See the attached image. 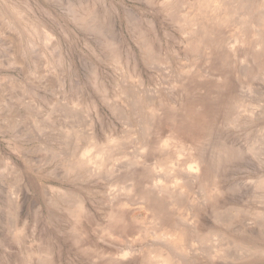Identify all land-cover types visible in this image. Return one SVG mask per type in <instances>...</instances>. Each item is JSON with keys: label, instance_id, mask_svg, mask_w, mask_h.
I'll use <instances>...</instances> for the list:
<instances>
[{"label": "rangeland", "instance_id": "1", "mask_svg": "<svg viewBox=\"0 0 264 264\" xmlns=\"http://www.w3.org/2000/svg\"><path fill=\"white\" fill-rule=\"evenodd\" d=\"M263 183L264 0H0V264H264Z\"/></svg>", "mask_w": 264, "mask_h": 264}, {"label": "bare ground", "instance_id": "2", "mask_svg": "<svg viewBox=\"0 0 264 264\" xmlns=\"http://www.w3.org/2000/svg\"><path fill=\"white\" fill-rule=\"evenodd\" d=\"M209 24V23H208ZM209 27H212V25H210ZM205 30V28H204ZM46 39H50V36L48 34H46ZM45 37V36H44ZM204 37L202 36V39ZM211 47L213 48L212 50H214V52H217L218 54H220V49L218 48V46L216 44L212 45ZM16 56V55H15ZM163 145H167L168 146V141H165L163 143ZM200 160H191L188 164H187V170L190 172V174H194L196 170L199 169L200 166ZM197 172V171H196ZM192 174V175H193ZM259 180V179H258ZM257 180V181H258ZM177 181L179 183H181L182 181H179L177 179ZM177 181H174V185H176L175 187H177V185L179 183H177ZM261 182V181H259ZM263 182V181H262ZM177 183V184H176ZM259 184V183H258ZM262 184V183H261ZM264 184V183H263ZM173 186V185H172ZM179 186V185H178ZM256 186H258L256 184ZM260 186V185H259ZM263 186V185H262ZM260 186V188L262 187ZM178 188V187H177ZM183 189V188H182ZM210 190V189H209ZM211 190H215L211 189ZM213 192V191H212ZM217 192V191H216ZM73 193V192H72ZM71 192H66L67 196L71 198V202H69V204L73 203L77 212L79 213L78 215H80L81 213H84V203L83 201L78 198V196L76 194H72ZM160 194V193H159ZM163 194V193H162ZM63 195V194H62ZM167 195V194H166ZM169 195V194H168ZM167 195V196H168ZM170 196V195H169ZM254 196V195H253ZM167 198V197H166ZM249 199V198H248ZM264 199V198H263ZM255 200V199H254ZM252 202V201H250ZM259 202V201H258ZM64 203V202H63ZM62 203V204H63ZM65 204V203H64ZM263 204V203H262ZM70 206V205H67ZM71 210V209H70ZM83 211V212H82ZM254 211V210H253ZM81 212V213H80ZM74 215V214H73ZM72 215V216H73ZM257 216V215H256ZM214 218V217H213ZM219 218V217H218ZM229 221V220H228ZM174 226V225H173ZM172 226V227H173ZM162 234L158 233V235H156L155 238H157V241L155 243H161V245H158L159 247H155L154 249L151 248L150 251H148L144 256L143 254L140 255V262H144L145 264H170L172 261H179L182 260V258H187V255L185 254L186 252V248H188V245L186 246V244L189 242L188 237L186 235V230L182 229V227L180 226H176L175 229L172 230H165V231H161ZM209 232V231H208ZM207 234V232H206ZM208 234H211L210 232ZM206 236V235H205ZM204 236V237H205ZM209 236V235H208ZM223 239V238H222ZM82 240V239H81ZM226 241L227 238H225ZM80 241V240H79ZM216 241V240H215ZM190 243V242H189ZM232 243V242H231ZM96 249L90 250L93 254L92 259L97 262V263H102V264H117L118 262L113 260L112 258H110V256L104 252L103 250H97L98 248L95 247ZM50 249V248H49ZM52 251V250H51ZM184 252V253H183ZM209 252V251H208ZM44 254H47L48 251ZM184 254L183 256H181V254ZM177 254H180L177 255ZM222 254H225L222 253ZM220 254V255H222ZM219 255V254H218ZM125 256V254H123V257ZM207 256V255H206ZM229 256V255H228ZM43 257H45V255H43ZM211 259H217L219 260V258H221V256L217 255H211L208 256ZM225 257V255H224ZM227 258V257H226ZM193 260V259H192ZM221 260V259H220ZM193 262V261H192ZM46 262H44V264H46ZM189 264V263H188Z\"/></svg>", "mask_w": 264, "mask_h": 264}]
</instances>
